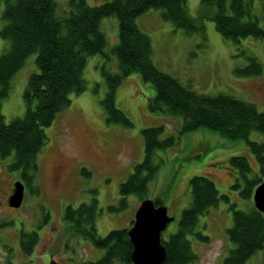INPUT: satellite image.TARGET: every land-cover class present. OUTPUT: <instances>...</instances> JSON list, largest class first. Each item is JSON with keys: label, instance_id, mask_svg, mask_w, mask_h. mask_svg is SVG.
<instances>
[{"label": "rangeland", "instance_id": "rangeland-1", "mask_svg": "<svg viewBox=\"0 0 264 264\" xmlns=\"http://www.w3.org/2000/svg\"><path fill=\"white\" fill-rule=\"evenodd\" d=\"M64 2L66 0H58ZM104 0H87L96 5ZM264 0H254L257 16ZM188 12L195 15L199 0H187ZM3 0H0V28ZM137 26L151 41V58L157 68L176 77L182 84L206 93H228L252 102L264 110V39L246 36L234 42L224 38L211 19H205V38L199 33H186L170 20L164 19L159 8H148L136 16ZM264 25V20L259 19ZM100 28L107 39L105 47L109 57L100 53L90 55L83 69L85 87L69 94L70 103L59 110L50 124L44 127L46 141L36 154L38 169L34 183L38 190L31 191L27 184L21 205L9 206L6 199L13 182L19 178V170H9L7 163L14 153L0 157V264L8 259L12 264H48L52 255L58 262L81 264L102 255L104 249L94 246L69 231L70 224L63 218L66 207L97 200L95 227L105 235L113 228L129 227L140 198L127 196L128 204L121 209H109L120 198L119 185L133 172L134 165L144 156V139L141 129L160 125V136L172 134L174 142L165 149L156 148L153 161L157 171L148 182L146 197L156 198L167 206L174 218L161 232L167 239L176 230L181 210L189 205L191 192L189 178L194 174L210 177L219 194H227L229 200L219 199L198 217L195 233H189L196 257L185 264H219L233 243L227 236L232 224L231 203L238 209L249 210L253 206L252 193L241 197L239 188H231L236 170L228 163L231 155L247 156L254 175L257 161L245 139H231L214 129L199 127L180 134L182 116L167 111H152L148 99L154 93L149 82L141 81L136 73L125 76L117 85L114 102L131 121L124 125L107 122L102 99L107 85L101 66L117 70L116 58L110 48L118 40L117 18L105 16ZM9 40L0 36V53ZM255 55L262 64L259 74H238L236 67L247 64V55ZM35 54H29L23 65L10 79L7 96L1 99V112L8 121L25 112L23 90L27 77L36 71ZM249 138L261 140L263 135L252 130ZM264 215V214H263ZM35 230L37 242L29 254L19 248L20 230ZM113 264H122L119 261ZM244 264H264V243L252 253Z\"/></svg>", "mask_w": 264, "mask_h": 264}, {"label": "trees", "instance_id": "trees-1", "mask_svg": "<svg viewBox=\"0 0 264 264\" xmlns=\"http://www.w3.org/2000/svg\"><path fill=\"white\" fill-rule=\"evenodd\" d=\"M187 0H104L90 5L87 0H3L2 17L5 22L0 36L9 43L0 53V157L14 153L7 163L9 170H19L22 180L31 191L38 190L34 175L38 169L36 154L46 141L44 127L51 123L55 114L70 103L69 94L79 93L85 87L83 69L90 55L100 53L109 57L105 50L107 39L100 28L105 16H114L118 24V40L110 48L116 58L117 70L101 66L107 90L101 100L106 121L131 124L126 113L114 102L117 85L131 73L141 81L149 82L154 89L148 99L152 111H167L182 116L180 134L201 126L218 131L231 139H245L254 155L258 172L251 175L252 168L246 155L236 154L228 163L236 170L231 188H239L241 197H247L264 177V110H259L249 101L228 93L206 94L182 84L176 77L160 70L151 58L150 37L136 24L135 18L148 8H159L164 19L170 20L186 33H199L205 38V19L214 22L215 29L226 39L234 42L252 36L264 39V1L261 13L256 15L254 0H199L197 13L187 9ZM35 54L36 71L30 73L23 90L25 112L8 121L1 112V99L8 94L10 79L23 65L29 54ZM248 62L236 67L238 74H259L262 64L255 55H247ZM252 130L263 135L261 140L249 138ZM162 124L141 129L144 139V156L134 165L133 172L120 183V198L117 205L109 209L124 208L129 194L145 197L148 182L157 171L153 161L156 148L165 149L172 145V134L161 137ZM191 200L181 210L178 225L167 239L161 238L166 248L163 264H185L196 254L187 238L195 233L198 217L220 198L229 200L227 194H219L214 181L205 174H194L189 178ZM36 189V190H35ZM80 203L64 210L63 218L70 224L69 231L94 246L104 249L102 255L81 264H131V242L128 227L113 228L105 235L97 233L95 207L97 200ZM155 203H161L158 197ZM232 224L227 236L234 244L219 264H244L245 260L264 243V215L254 206L249 210L229 205ZM132 222V220H131ZM35 230L21 228L19 248L29 254L37 242ZM5 264H12L10 259ZM24 264H33L30 261Z\"/></svg>", "mask_w": 264, "mask_h": 264}, {"label": "water", "instance_id": "water-1", "mask_svg": "<svg viewBox=\"0 0 264 264\" xmlns=\"http://www.w3.org/2000/svg\"><path fill=\"white\" fill-rule=\"evenodd\" d=\"M24 194V184L20 179L13 182L12 192L7 203L9 206H20ZM255 208L264 213V179L258 183L252 193ZM174 218L168 214L167 206L155 204L154 200L145 197L140 200L134 211L133 222L127 229L131 242L130 258L132 264H163L166 259V248L161 241V232ZM48 264H65L51 259Z\"/></svg>", "mask_w": 264, "mask_h": 264}, {"label": "flooded vegetation", "instance_id": "flooded-vegetation-1", "mask_svg": "<svg viewBox=\"0 0 264 264\" xmlns=\"http://www.w3.org/2000/svg\"><path fill=\"white\" fill-rule=\"evenodd\" d=\"M11 191H12V188H11ZM9 194H10V193L7 194V199H8V195H9ZM7 199H6V201H7ZM51 259L56 260L55 258L52 257V255L50 256L49 260H51ZM56 261H57V260H56ZM64 263H65V262H64ZM65 264H67V263H65Z\"/></svg>", "mask_w": 264, "mask_h": 264}]
</instances>
